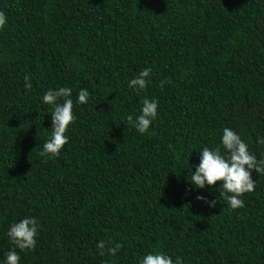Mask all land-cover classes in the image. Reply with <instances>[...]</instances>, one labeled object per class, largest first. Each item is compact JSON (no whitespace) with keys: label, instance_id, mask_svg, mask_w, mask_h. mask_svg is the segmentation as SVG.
Wrapping results in <instances>:
<instances>
[{"label":"trees","instance_id":"1","mask_svg":"<svg viewBox=\"0 0 264 264\" xmlns=\"http://www.w3.org/2000/svg\"><path fill=\"white\" fill-rule=\"evenodd\" d=\"M0 12V259L14 247L8 226L33 216L36 246L16 249L20 264H138L149 251L264 264V175L253 171L235 210L187 180L224 127L264 157V0H0ZM145 67L146 89L128 88ZM61 86L75 119L53 157L41 97ZM144 98L158 117L140 134ZM101 240L122 247L101 256Z\"/></svg>","mask_w":264,"mask_h":264},{"label":"clouds","instance_id":"2","mask_svg":"<svg viewBox=\"0 0 264 264\" xmlns=\"http://www.w3.org/2000/svg\"><path fill=\"white\" fill-rule=\"evenodd\" d=\"M7 24V17L0 12V29ZM151 68L145 67L139 74L127 83V87L137 92L146 89L150 77ZM26 88L31 87L29 77L25 76ZM166 81H161L163 87ZM170 83L171 81H167ZM72 89L68 87H58L48 89L41 97V102L51 106L48 112L51 114V131L42 146V154L59 156L64 145L69 142V137L65 134L68 126L74 121L73 100L71 99ZM89 92L87 89H80L77 93L76 103L87 104ZM158 101L154 98H144L141 102L140 114L133 118V127L140 134L148 132L153 121L158 117ZM258 143L264 144V137H258ZM221 147H203L199 151V162L195 164L194 171L187 176L192 189L204 190L209 186H216L219 195L225 199L228 206L235 210L244 207V201L240 198L245 193L255 190V181L252 173L264 175V157L258 159L255 154L250 152L248 144L241 139L240 135L229 127H224L220 135ZM217 181L221 183L216 184ZM208 207L214 208L218 202L217 198L208 199L203 195L197 196ZM40 224L37 217L25 216L11 223L7 228V237L13 248L9 249L0 264H20L21 257L16 249L21 252L34 249L36 237ZM111 244V247H106ZM122 245L118 241H99L96 248L99 254L104 256L106 253L115 255ZM138 264H184L180 256L175 259L163 251H149L138 259Z\"/></svg>","mask_w":264,"mask_h":264}]
</instances>
